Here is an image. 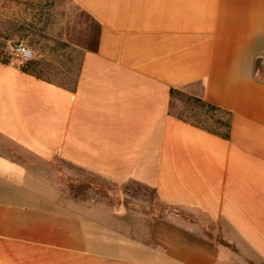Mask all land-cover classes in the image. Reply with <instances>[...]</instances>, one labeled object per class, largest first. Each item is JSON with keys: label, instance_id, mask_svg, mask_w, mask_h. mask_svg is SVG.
<instances>
[{"label": "crops", "instance_id": "crops-1", "mask_svg": "<svg viewBox=\"0 0 264 264\" xmlns=\"http://www.w3.org/2000/svg\"><path fill=\"white\" fill-rule=\"evenodd\" d=\"M67 1L74 92L0 63V264L264 263V0ZM180 88L229 139L172 114ZM57 159L191 216L120 228L55 188Z\"/></svg>", "mask_w": 264, "mask_h": 264}, {"label": "rangeland", "instance_id": "rangeland-1", "mask_svg": "<svg viewBox=\"0 0 264 264\" xmlns=\"http://www.w3.org/2000/svg\"><path fill=\"white\" fill-rule=\"evenodd\" d=\"M70 16L71 4L67 0H0V40L6 46L8 41L27 45L33 50L35 58H50L54 54L55 38L64 40L70 29L75 34V24L71 23ZM17 27H22V30L11 39H2L10 28ZM71 73L74 74L75 70ZM50 74H59V70L52 68ZM181 109L180 98L174 101L172 112L178 113ZM47 172L55 188L63 195L85 206L101 207L116 213L118 219L115 222L120 228L136 224L146 228L160 218L174 220L176 209L191 216L189 209L161 204L152 190L131 183L120 185L110 182L60 159L53 161ZM251 263L264 264L257 261Z\"/></svg>", "mask_w": 264, "mask_h": 264}, {"label": "trees", "instance_id": "trees-1", "mask_svg": "<svg viewBox=\"0 0 264 264\" xmlns=\"http://www.w3.org/2000/svg\"><path fill=\"white\" fill-rule=\"evenodd\" d=\"M22 30V27L10 28L3 40L11 39ZM71 46L61 38H55V45L50 58L39 56L32 60H23L22 58L9 53L6 49V43L0 40V63L5 65H14L23 73L46 80L62 88L74 92L78 85V74L71 73V70H61L54 65V61L63 62ZM62 51V52H61ZM54 60V61H53ZM60 63V64H61ZM63 64V63H62ZM59 70V74L52 76L50 70ZM172 106L175 100L181 98L183 109L178 113L172 114L193 126L203 129L209 133L215 134L221 138L229 139L232 127V113L206 102L201 96L192 95L184 88L172 89Z\"/></svg>", "mask_w": 264, "mask_h": 264}, {"label": "built area", "instance_id": "built-area-1", "mask_svg": "<svg viewBox=\"0 0 264 264\" xmlns=\"http://www.w3.org/2000/svg\"><path fill=\"white\" fill-rule=\"evenodd\" d=\"M6 49L9 53L16 55L23 60H32L35 58L33 50L23 43L8 41Z\"/></svg>", "mask_w": 264, "mask_h": 264}]
</instances>
